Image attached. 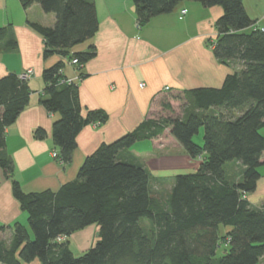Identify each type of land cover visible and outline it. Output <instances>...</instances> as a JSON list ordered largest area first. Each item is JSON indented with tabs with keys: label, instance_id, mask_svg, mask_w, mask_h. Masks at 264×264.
I'll return each instance as SVG.
<instances>
[{
	"label": "trees",
	"instance_id": "1",
	"mask_svg": "<svg viewBox=\"0 0 264 264\" xmlns=\"http://www.w3.org/2000/svg\"><path fill=\"white\" fill-rule=\"evenodd\" d=\"M184 0H132L136 19L144 25L151 18L172 12ZM204 7L219 6L212 52L222 64L236 65L219 87L184 91L179 115L147 118L133 130L87 155L75 179L56 191L24 192L13 178L14 165L5 152V128L15 122L30 102L27 80L15 73L0 77V168L11 180L12 195L27 213V226L10 227L8 242L0 238V263L22 264H256L264 255V203L254 207L244 197L252 193L264 167V29L254 27L243 0H193ZM23 8L39 4L53 13L52 26L30 22L43 38V58L59 54L77 58L78 64L96 54L94 45L70 53L75 45L98 29L92 0H20ZM0 44L13 51L16 40L0 26ZM63 61L43 69L45 83L39 102L57 113L51 127L58 159L70 163L77 135L91 123L103 124L102 109L85 110L78 85L61 75ZM180 96V95H177ZM167 108L171 106L167 104ZM187 154L199 158L194 173H179L164 198L152 191V178L138 161H125L120 152L139 140L156 138L165 128ZM203 128V144L193 136ZM45 134L37 128V138ZM242 166L240 179L231 181L227 163ZM146 218L148 225L141 224ZM98 227V239L76 256L68 237L89 225ZM227 230L219 233L220 226ZM0 227V231H5ZM64 236L63 241L57 237ZM223 244V253L215 256Z\"/></svg>",
	"mask_w": 264,
	"mask_h": 264
},
{
	"label": "crops",
	"instance_id": "2",
	"mask_svg": "<svg viewBox=\"0 0 264 264\" xmlns=\"http://www.w3.org/2000/svg\"><path fill=\"white\" fill-rule=\"evenodd\" d=\"M92 1L98 19L97 32L69 52L84 51L94 45L96 54L75 65L69 58L56 53L42 57L44 38L29 25V21L52 26L55 22L53 13H45L37 3L23 8L20 0H0V26L8 27L17 42L13 51L2 50L0 44V77L33 70V75L27 79L31 89L30 102L15 122L5 128L4 150L13 161V178L26 193L56 191L62 184L75 179L85 157L101 143L115 140L147 118L181 114L186 106L183 103L178 108L177 100H185L184 91L219 87L226 74L238 68L222 64L208 46L216 35L215 20L222 12L219 6L204 7L197 1L184 0L172 12L157 15L139 25L132 0ZM243 5L255 20L254 27L264 29V0H243ZM182 9L185 10L183 14ZM57 61L64 62L62 77L77 83L83 108H98L107 113L103 124L91 123L78 133L70 163L53 157L52 152L59 149L53 143L51 127L59 115L48 112L39 102L45 86L42 71ZM140 83L144 85L139 86ZM37 128L44 130L43 137H35ZM120 156L125 161H138L147 168L153 194L158 198L161 197L156 184L163 190L164 198L175 175L194 173L199 166V158L190 157L167 127L162 135L139 140L122 150ZM226 166L229 179L239 180L242 166L235 162ZM258 171L261 177L255 191L244 195L257 208L264 203V167H259ZM15 222L27 226V213L13 197L11 180L0 168V227L6 228L0 231V238L5 242L11 237L7 227ZM64 239L63 236L57 241ZM68 239L86 251L98 239V227L89 225ZM22 264L41 262L34 259ZM256 264H264V255Z\"/></svg>",
	"mask_w": 264,
	"mask_h": 264
},
{
	"label": "rangeland",
	"instance_id": "3",
	"mask_svg": "<svg viewBox=\"0 0 264 264\" xmlns=\"http://www.w3.org/2000/svg\"><path fill=\"white\" fill-rule=\"evenodd\" d=\"M76 65V64H75ZM168 99V98H167ZM185 102V100L183 99V98H180V100H177V103H179V105H178V108H180L181 107V105H183V103ZM181 103V104H180ZM262 132H263V134H264V130H262ZM193 140L196 142V143H198V144H203V128L202 127H200L199 128V130H198V132L193 136ZM198 162H200V159H198ZM227 167V166H226ZM262 168H263V166H262ZM227 171V170H226ZM228 176H229V174H227ZM234 180H235V176L234 177H232ZM173 180V179H172ZM167 183L169 184V181H167ZM167 183H165V185H167ZM172 183H173V181H172ZM151 184H152V186H153V183L151 182ZM168 186V185H167ZM155 187L156 188H158L159 189V195H160V197L161 198H163V190L160 188V187H158V184H156L155 185ZM140 222H141V224H143V225H148L150 222H149V220L148 219H146V218H142L141 220H140ZM225 227L223 226V225H221L220 226V230H219V233H220V235L221 236H223L224 235V233H225ZM70 246H71V249H72V251L74 252V254L75 255H79V254H81L83 251H82V249L77 245V243L75 244V242L72 240V239H70ZM95 242V241H94ZM223 244H221L219 247H218V250H217V252H216V255L215 256H220L222 253H223Z\"/></svg>",
	"mask_w": 264,
	"mask_h": 264
},
{
	"label": "built area",
	"instance_id": "4",
	"mask_svg": "<svg viewBox=\"0 0 264 264\" xmlns=\"http://www.w3.org/2000/svg\"><path fill=\"white\" fill-rule=\"evenodd\" d=\"M180 12L183 14V13H185V10L182 9ZM213 46H214V43H211L209 47L212 49ZM70 62H71L72 64H78V60H77V58H72ZM32 75H33V70H32V69H27L25 72H23L22 74H20V75H18V76H19L21 79H25V80H27V79H29ZM65 80H66L67 82H70V81H71V79H65ZM143 85H144L143 83H140V84H139V86H143ZM52 155H53V157H55V158L58 159V153H57V151H53V152H52ZM57 239H58V240H62V239H63V236H59V237H57Z\"/></svg>",
	"mask_w": 264,
	"mask_h": 264
}]
</instances>
